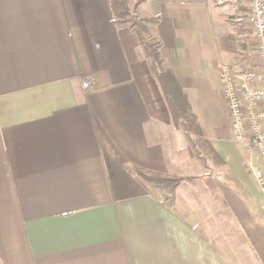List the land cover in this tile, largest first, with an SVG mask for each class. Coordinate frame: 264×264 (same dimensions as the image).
I'll list each match as a JSON object with an SVG mask.
<instances>
[{"label":"crops","instance_id":"0c3cea01","mask_svg":"<svg viewBox=\"0 0 264 264\" xmlns=\"http://www.w3.org/2000/svg\"><path fill=\"white\" fill-rule=\"evenodd\" d=\"M247 6L137 5L225 161L207 169L110 0H0V264H264V197L220 78L256 63ZM136 168L190 179L167 206Z\"/></svg>","mask_w":264,"mask_h":264},{"label":"trees","instance_id":"16d2710c","mask_svg":"<svg viewBox=\"0 0 264 264\" xmlns=\"http://www.w3.org/2000/svg\"><path fill=\"white\" fill-rule=\"evenodd\" d=\"M140 1L131 6L128 0H110L115 24L121 28L129 27L136 33L151 73L161 84L174 125L185 133L195 157L207 169L224 165L225 161L204 137L202 127L190 108L187 95L162 55V42L156 30L159 17L140 15L137 11ZM136 172L160 193L162 203L167 206L174 204L177 187L190 179L185 175L157 173L143 168H136Z\"/></svg>","mask_w":264,"mask_h":264},{"label":"built area","instance_id":"2783aa9c","mask_svg":"<svg viewBox=\"0 0 264 264\" xmlns=\"http://www.w3.org/2000/svg\"><path fill=\"white\" fill-rule=\"evenodd\" d=\"M248 10L256 63L246 69L223 63L220 78L231 114L233 139L244 144L245 164L264 197V0H249ZM90 84L83 82L85 88Z\"/></svg>","mask_w":264,"mask_h":264},{"label":"rangeland","instance_id":"374dc122","mask_svg":"<svg viewBox=\"0 0 264 264\" xmlns=\"http://www.w3.org/2000/svg\"><path fill=\"white\" fill-rule=\"evenodd\" d=\"M246 1H247V5H248V1H249V0H246ZM248 12H249V10H248V6H247V18H248ZM210 178H211V179L214 178V179H212V180H214V181H216V182L218 181V179H217V177H216L215 175H214L213 177H210Z\"/></svg>","mask_w":264,"mask_h":264},{"label":"water","instance_id":"95a60500","mask_svg":"<svg viewBox=\"0 0 264 264\" xmlns=\"http://www.w3.org/2000/svg\"><path fill=\"white\" fill-rule=\"evenodd\" d=\"M221 177H223V175H221Z\"/></svg>","mask_w":264,"mask_h":264}]
</instances>
